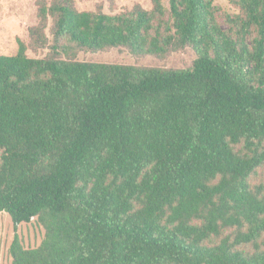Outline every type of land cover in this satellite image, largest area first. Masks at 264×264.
I'll return each mask as SVG.
<instances>
[{
  "label": "trees",
  "instance_id": "16d2710c",
  "mask_svg": "<svg viewBox=\"0 0 264 264\" xmlns=\"http://www.w3.org/2000/svg\"><path fill=\"white\" fill-rule=\"evenodd\" d=\"M213 1L39 9L56 52L189 45L190 68L0 54V211L44 228L12 264H264V0L229 30Z\"/></svg>",
  "mask_w": 264,
  "mask_h": 264
},
{
  "label": "rangeland",
  "instance_id": "374dc122",
  "mask_svg": "<svg viewBox=\"0 0 264 264\" xmlns=\"http://www.w3.org/2000/svg\"><path fill=\"white\" fill-rule=\"evenodd\" d=\"M62 0H0V54L13 55L21 42L25 55L30 58H60L68 61L119 63L139 67L168 69L190 68L196 58L194 49L185 45L167 48L162 55L133 52L127 47H105L98 50L72 46L69 52L54 50V16L43 18L39 9L50 7ZM77 11H97L118 14L135 7L151 11L152 0H69ZM163 20L171 22L168 0H162ZM216 21L223 30H229L230 19L242 15L234 0H214ZM165 24H163L164 26ZM64 43V41L61 40ZM251 184L264 182V165L250 178ZM17 234L24 248L37 247L44 237V228L36 217L28 222L15 224L8 213L0 211V264H12L9 246ZM249 247H244L248 250Z\"/></svg>",
  "mask_w": 264,
  "mask_h": 264
}]
</instances>
